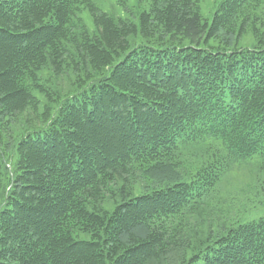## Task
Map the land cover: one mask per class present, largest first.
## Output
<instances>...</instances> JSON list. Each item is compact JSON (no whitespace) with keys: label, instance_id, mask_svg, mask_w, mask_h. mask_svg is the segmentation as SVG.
Returning a JSON list of instances; mask_svg holds the SVG:
<instances>
[{"label":"trees","instance_id":"1","mask_svg":"<svg viewBox=\"0 0 264 264\" xmlns=\"http://www.w3.org/2000/svg\"><path fill=\"white\" fill-rule=\"evenodd\" d=\"M100 1L0 0V264H264V0Z\"/></svg>","mask_w":264,"mask_h":264},{"label":"rangeland","instance_id":"2","mask_svg":"<svg viewBox=\"0 0 264 264\" xmlns=\"http://www.w3.org/2000/svg\"><path fill=\"white\" fill-rule=\"evenodd\" d=\"M98 1V0H97ZM130 1V0H129ZM218 0H205L204 3V13L209 15L210 8H213V4ZM102 10H115L116 7L112 0H101L98 2ZM210 7V8H209ZM264 7V4H263ZM85 20H89V17L84 14ZM19 124L14 125L13 128H10L11 131L16 133L18 130ZM254 175V170L251 166L249 167H233L229 174L224 178L221 192L219 193V204H214L212 210L220 213L222 217L226 216V218L230 219L228 221H232V219H238L240 221H249L251 219H256L259 216H264V207L260 208L256 212H250L251 208V198L249 192V186L252 182L251 176ZM253 183V182H252ZM245 210V211H243ZM196 220H192L190 223L195 225V230L202 232V216Z\"/></svg>","mask_w":264,"mask_h":264}]
</instances>
